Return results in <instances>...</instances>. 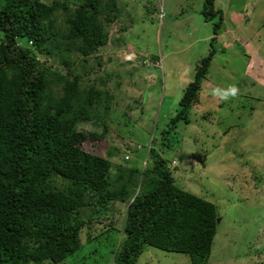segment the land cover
I'll list each match as a JSON object with an SVG mask.
<instances>
[{
    "label": "trees",
    "instance_id": "16d2710c",
    "mask_svg": "<svg viewBox=\"0 0 264 264\" xmlns=\"http://www.w3.org/2000/svg\"><path fill=\"white\" fill-rule=\"evenodd\" d=\"M213 1L205 0L201 13L220 17L217 34L223 17ZM117 16L115 0H77L72 7L0 0V264L63 262L81 248L80 232L93 216L116 202L126 208L112 264H136L146 246L210 264L216 206L179 187L161 151L180 146L177 124L190 123L214 51L196 65L161 132L160 150L150 146L143 170L123 168L113 183L106 154L83 148L105 132L79 129L106 97L83 85L72 58L104 47ZM84 210L94 212L83 220Z\"/></svg>",
    "mask_w": 264,
    "mask_h": 264
},
{
    "label": "rangeland",
    "instance_id": "374dc122",
    "mask_svg": "<svg viewBox=\"0 0 264 264\" xmlns=\"http://www.w3.org/2000/svg\"><path fill=\"white\" fill-rule=\"evenodd\" d=\"M42 1L72 7L77 0ZM204 1L115 0L118 16L107 44L90 57L72 58L83 85L106 97L92 123L79 126L105 132L104 138L83 148L106 154L113 183L123 168L143 170L148 148L160 150L161 132L196 65L214 51L190 123L177 124L180 146L161 156L179 187L216 206L220 222L210 264H264V0H214L223 17L217 34L220 17L206 19ZM112 208L93 216L80 232L79 251L59 264H112L126 207L116 202ZM93 212L84 210L81 218ZM136 264L191 262L188 255L146 246Z\"/></svg>",
    "mask_w": 264,
    "mask_h": 264
},
{
    "label": "clouds",
    "instance_id": "9594fccd",
    "mask_svg": "<svg viewBox=\"0 0 264 264\" xmlns=\"http://www.w3.org/2000/svg\"><path fill=\"white\" fill-rule=\"evenodd\" d=\"M126 60H127V59H126ZM235 91H236V90L233 88V89H232V93L235 94Z\"/></svg>",
    "mask_w": 264,
    "mask_h": 264
},
{
    "label": "water",
    "instance_id": "95a60500",
    "mask_svg": "<svg viewBox=\"0 0 264 264\" xmlns=\"http://www.w3.org/2000/svg\"><path fill=\"white\" fill-rule=\"evenodd\" d=\"M220 222V219L218 218L217 220H216V223L218 224Z\"/></svg>",
    "mask_w": 264,
    "mask_h": 264
},
{
    "label": "crops",
    "instance_id": "0c3cea01",
    "mask_svg": "<svg viewBox=\"0 0 264 264\" xmlns=\"http://www.w3.org/2000/svg\"><path fill=\"white\" fill-rule=\"evenodd\" d=\"M256 54H258V51L256 52ZM258 55H259V54H258ZM244 72H245V73L247 72V71H246V68H245V71H244Z\"/></svg>",
    "mask_w": 264,
    "mask_h": 264
},
{
    "label": "built area",
    "instance_id": "2783aa9c",
    "mask_svg": "<svg viewBox=\"0 0 264 264\" xmlns=\"http://www.w3.org/2000/svg\"><path fill=\"white\" fill-rule=\"evenodd\" d=\"M127 58H128L127 60H131V59H132V58H130L129 56H127ZM129 58H130V59H129Z\"/></svg>",
    "mask_w": 264,
    "mask_h": 264
}]
</instances>
